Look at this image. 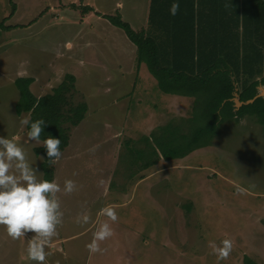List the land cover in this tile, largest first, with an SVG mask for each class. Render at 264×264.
Here are the masks:
<instances>
[{"label":"rangeland","instance_id":"1","mask_svg":"<svg viewBox=\"0 0 264 264\" xmlns=\"http://www.w3.org/2000/svg\"><path fill=\"white\" fill-rule=\"evenodd\" d=\"M12 1L16 10L7 18L12 11L11 4L9 0H0V23L4 19V25L23 27L0 33V137H15V142L24 147L28 162L42 173L43 156H37L33 151L41 143H26L27 132L25 128L21 129L19 120L28 115L15 114L14 105L19 94L13 81L19 76L33 77L35 81L30 89L41 96L62 81L65 73H75L69 69L77 60L80 48L70 44L66 48L64 40L78 41L77 36L83 31L75 30V23L74 29L67 27L63 19L77 21L83 16L80 9H63L69 5L64 3L65 0H60L63 6L59 0ZM72 1L76 5L80 3ZM100 1L105 2L102 4L109 9L107 12L115 4V0ZM117 2L122 6L114 9L113 16L121 17L135 31L146 25L149 0ZM85 27L92 34L105 36L101 25L97 29L93 21ZM116 32L117 38L131 44L120 29L116 28ZM65 51L73 53L66 55ZM131 70L130 75L111 71L108 78L86 66L79 73L78 87H75L88 102L90 112L79 124V129L72 130L73 136L76 133L74 149L56 167L54 176L61 188L65 180L71 179L78 189L71 195L63 191L57 194L64 216L58 236L47 248V264H135L140 257L146 228L154 233L156 241L149 238L153 241L149 247L151 251L146 253L142 264H176V244L186 246L191 239L195 242L199 237L191 235L193 213L189 209L192 207L187 197L191 193L188 194L187 187L188 182H197L191 180L192 173L196 172L197 179L200 172L189 166L207 167L203 171L208 179L207 186H197L205 206H211L213 216H219L218 220L213 219L217 229L235 230L236 221L232 214L224 212V202H221V199H229L233 189L228 183L264 189L262 176L257 174L262 173L250 165V160L246 161L244 144L240 143V137L249 134L248 130L241 131V126L238 128L231 121H224L230 124L220 126L198 148H189V137L197 124L192 119V99L162 92L144 64L135 69V58ZM263 131L261 126L259 140L264 142ZM252 133L255 135L254 129ZM263 142L261 149L264 151ZM75 149L77 154L72 153ZM169 166H174V170L157 171ZM132 192L137 199L144 196L142 202L138 201V205L145 202L141 234L128 230L134 219L130 218L123 202L131 198ZM108 205L116 210V222L98 215L99 210ZM227 208L231 207L228 205ZM84 212L91 216V222L81 227L76 223V217ZM221 214H229L228 221L223 220ZM105 222L110 224L114 234L100 242V247L106 249L103 254L90 256L86 245L91 242L96 228ZM32 235L29 233L26 241ZM162 238L167 240L164 246L157 242ZM26 241L12 240L5 227L0 226V264H36L27 256Z\"/></svg>","mask_w":264,"mask_h":264},{"label":"trees","instance_id":"2","mask_svg":"<svg viewBox=\"0 0 264 264\" xmlns=\"http://www.w3.org/2000/svg\"><path fill=\"white\" fill-rule=\"evenodd\" d=\"M9 2L12 11L7 18L16 10L13 1ZM173 3L180 5L175 16L170 14ZM68 7L75 8L73 4ZM105 18L135 46V69L144 64L162 92L192 99L191 114L197 124L189 148L206 143L226 120L248 115L264 123L263 98L237 110L232 101L235 88L245 102L264 85V0H149L146 25L139 31L118 15ZM4 22L0 33L23 27ZM34 81L25 76L14 79L19 94L15 114L30 113L33 122L45 120L41 142L49 135L59 138L63 152L72 130L86 117V100L78 94L70 73L41 96L30 89ZM33 151L43 156V179L52 181L54 165L49 166L45 147ZM244 264L251 263L245 259Z\"/></svg>","mask_w":264,"mask_h":264},{"label":"crops","instance_id":"3","mask_svg":"<svg viewBox=\"0 0 264 264\" xmlns=\"http://www.w3.org/2000/svg\"><path fill=\"white\" fill-rule=\"evenodd\" d=\"M77 1H80V3H77L76 5L74 3L75 1L70 0L68 2V0H65L64 3H66V5L73 4L75 8L63 7V9L70 10L80 9L83 16V18H79V20L77 21H73V19L68 18L63 19L67 27H72V29H74L73 24L75 23V30L83 31L80 33L79 36H77L78 41L70 38L64 40L66 41L64 43V46L66 48L68 44L80 48V51H78V55L76 56L77 60L74 61V63L72 64V68L69 69L70 71H75V73H73L72 71H68L69 73H72L75 76L76 87H78L79 73L80 71L83 72V68L85 66L88 69H92L97 72L98 75L107 76V74L111 71H118V73L121 75H130L131 72H133L131 69L135 58V46L133 48L132 43L131 45L127 41H123L124 39L117 38L116 27L111 25L109 21L105 18V16L107 15H113V13H116V10L114 9H120L122 4L120 2L116 3L115 0V4L112 10L107 12L109 9L106 10L107 6H103L102 4L105 2H102L100 0ZM59 3H61V5L63 6L61 1H59ZM148 6L149 2L147 4L146 11H148ZM84 8L86 10H84ZM51 20L52 19H50L49 21ZM90 21H93V23L96 24L97 29L101 25V28L105 31L106 38L105 36H98L90 33V29L85 27V25ZM73 51H65V53L66 55H70L71 53H73ZM126 54H128V56H125ZM106 78H108V76ZM108 83L109 85L113 84V82ZM109 85H107L106 87L108 88ZM109 89L110 88H108V90ZM89 112L90 110L87 111L88 114ZM87 116L88 115H86L84 120H86ZM255 121L257 123H255ZM224 123L225 122H223L220 126H223ZM231 123L235 124V126L238 128H240L241 126V131H249V134H243L242 137H240V143L242 145L244 144V147H242L243 151L245 152L244 155H246V161L250 160V165L254 166L256 171L262 173V175H259V173L257 174L259 177L262 176V180L264 181V169L262 168L264 166V163L262 161V159L264 158V151L263 149H261V142L263 141L259 140V129L262 126L264 130V123L258 118L248 115L243 116L237 121H231ZM225 124H230V122ZM78 129L79 125L75 127L73 131H77ZM252 129H254L255 135L252 133ZM73 131L71 132V137L68 146L62 152L63 155L61 159L54 165V176L56 173V167L62 164L65 161L69 151L71 149H74L73 144L75 141L73 140V138L76 136V133L75 136H73ZM262 138L264 139V131ZM108 140L109 139H107V141ZM74 152L76 153V149L72 153ZM189 167L191 170L194 169L193 171L197 170L200 172L197 173L200 174L197 179L195 175L196 172L192 173L193 176L191 177V180H197V182H188L187 187L188 194L191 193L190 197H187L188 201L191 202V204L189 203V205L190 207H192L189 209H191V212L193 213V226L191 225V228L193 229H191V235H194V237L195 235H198L199 237L195 242L193 241V239H191L189 243L187 242L186 246H180L179 244H176L177 248H173L175 252V257H177L175 260L176 264H244L245 259H248L251 264H264V189L257 190L260 188H245L239 184L228 183L233 187V189L229 194V199H221V202H224V212H228L233 215L232 218L234 221H236V225L234 228L235 230L228 231L217 229V225H213V219L218 220L219 216H213L210 209L211 206H205L206 203H204V199H202L203 196L201 195L199 187L197 186V184L205 185V187L207 186L208 179L205 176V173L203 172L207 169V167ZM161 170H174V166L158 169L157 171L160 172ZM137 183L135 184V186L137 185ZM209 186L210 190L212 191L210 182ZM238 189H242L243 192L237 193ZM143 197H139L137 199V197L135 196V192H132L131 198H129L126 202H123V204H126L124 207L127 208L128 214H131L130 218L134 219V222H131L133 224H129L128 230L134 231L135 233L138 232L140 234L144 231H141V226L143 225L144 221L143 214L145 210V202H143L142 205H138V201L142 202ZM228 205L231 208H227ZM119 207H122V205H120ZM228 216L229 214H225V216L222 215L223 220L228 221ZM150 237L152 240L156 241L154 233L149 232L146 228L143 232L142 241L144 243L141 245V250L139 252L140 257L138 258L135 264H142L146 253L151 251L149 250V247L151 246V243H153V241L149 239ZM224 239H231L233 241V250L227 260L218 262L216 255L213 254L212 248L209 245L213 242L217 245H220L221 241H223ZM157 242L158 244L163 245L167 243V240L162 238L157 240Z\"/></svg>","mask_w":264,"mask_h":264},{"label":"clouds","instance_id":"4","mask_svg":"<svg viewBox=\"0 0 264 264\" xmlns=\"http://www.w3.org/2000/svg\"><path fill=\"white\" fill-rule=\"evenodd\" d=\"M179 3L170 6V14L175 16L179 11ZM264 86V85H262ZM21 129L29 128L26 133V143L34 141L41 143V135L47 123L43 119L31 120V114L19 120ZM12 139L0 137V226H4L8 237L12 240L27 239V256L36 264H47L48 246L58 236V227L63 222L64 213L58 193L71 195L77 191V183L71 179L65 180L63 188L56 180L40 179L43 173L28 162L24 147ZM46 149L49 166L55 165L62 157L61 140L49 135L42 141ZM39 159H41L39 157ZM242 193V189L237 190ZM99 216H106L116 222L118 215L114 206H104L99 210ZM91 222V216L80 213L76 223L83 227ZM113 229L105 222L99 225L93 233V238L86 245L89 255L103 254L106 249L100 247L103 242L113 236ZM217 261L227 260L233 250V241L224 239L220 245L210 243Z\"/></svg>","mask_w":264,"mask_h":264},{"label":"water","instance_id":"5","mask_svg":"<svg viewBox=\"0 0 264 264\" xmlns=\"http://www.w3.org/2000/svg\"><path fill=\"white\" fill-rule=\"evenodd\" d=\"M256 98H263L264 99V86H258L257 87V95L254 96L251 100H247L245 102H241L240 101L237 89L235 88L234 93H233L232 101L234 103L235 110H237L243 105H248V104L253 103V101Z\"/></svg>","mask_w":264,"mask_h":264}]
</instances>
